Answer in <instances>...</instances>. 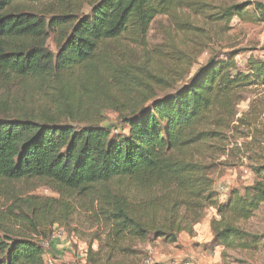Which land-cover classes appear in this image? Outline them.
<instances>
[{
    "label": "trees",
    "instance_id": "trees-1",
    "mask_svg": "<svg viewBox=\"0 0 264 264\" xmlns=\"http://www.w3.org/2000/svg\"><path fill=\"white\" fill-rule=\"evenodd\" d=\"M84 3L0 0V182L45 180L58 194L90 198L105 226L107 261L135 241L193 236L207 209L216 213L213 248H264V233L241 227L264 205V167L220 203L207 162L224 154L242 93L264 87V61L249 58L240 69L239 53L210 56L181 87L158 95L173 86L148 72L150 60L137 67L125 51L143 48L155 19L168 17L163 54L182 63L176 41L210 27L225 31L235 17L264 22V4L92 0L82 13ZM105 111L118 115L121 129L102 124ZM35 211L34 219L53 223L70 215L67 205ZM88 253L89 263L102 264L98 252ZM0 264H44V249L29 237L0 235Z\"/></svg>",
    "mask_w": 264,
    "mask_h": 264
},
{
    "label": "rangeland",
    "instance_id": "rangeland-1",
    "mask_svg": "<svg viewBox=\"0 0 264 264\" xmlns=\"http://www.w3.org/2000/svg\"><path fill=\"white\" fill-rule=\"evenodd\" d=\"M92 0H84L82 13H87ZM219 4L259 2L264 0H215ZM252 15V14H249ZM198 27L207 30L205 20L195 19ZM223 27V26H222ZM210 27L201 37L189 36L179 46L186 60L170 61L167 53L171 26L168 17H157L143 48L121 43L127 47L126 53L137 67L149 64L148 72L155 79L168 82L173 87H159L158 95L170 93L187 82L203 66L210 56L224 58L225 54L239 53L235 58L237 66L244 69L247 59L264 61V22L235 17L228 29ZM47 47L52 52L55 46L51 38ZM170 43V45H172ZM174 56V55H172ZM182 58V56H180ZM179 57V58H180ZM153 59V60H152ZM171 62V63H170ZM161 63V64H160ZM159 84V83H158ZM242 101L237 106L234 118L236 129L227 134L223 155H213L209 162L213 169L210 177L214 188L226 187V199L231 190L242 192L244 187L253 184L255 170L264 167V87H250L242 93ZM102 124L121 129L118 115L113 111L103 113ZM241 123H236L238 119ZM225 197L218 200L225 202ZM39 204L58 209L69 207L68 219L59 222L34 219L35 207ZM59 215V214H58ZM216 217L215 210L207 209L203 220L194 227L193 236L182 233L174 244L161 239L155 241H135L128 244L125 252H113L107 261L108 253L100 246L104 239L105 226L101 224L98 210L90 198L77 193L63 191L58 194L49 183L39 179H23L0 182V235L29 237L40 243L45 250L46 260L52 264H92L88 262L89 249L99 253L102 264H264V248L243 250L240 248L212 247L210 220ZM61 219V220H60ZM241 227L252 234L264 233V205L255 216ZM82 253L85 254L83 257Z\"/></svg>",
    "mask_w": 264,
    "mask_h": 264
},
{
    "label": "built area",
    "instance_id": "built-area-1",
    "mask_svg": "<svg viewBox=\"0 0 264 264\" xmlns=\"http://www.w3.org/2000/svg\"><path fill=\"white\" fill-rule=\"evenodd\" d=\"M217 192V191H216ZM218 200H222V198L223 197H225V199L224 200H227L226 199V187H223V188H218ZM82 255H83V257H85V254L84 253H82ZM46 255H45V250H44V264H52V261H50V260H46V257H45Z\"/></svg>",
    "mask_w": 264,
    "mask_h": 264
},
{
    "label": "crops",
    "instance_id": "crops-1",
    "mask_svg": "<svg viewBox=\"0 0 264 264\" xmlns=\"http://www.w3.org/2000/svg\"><path fill=\"white\" fill-rule=\"evenodd\" d=\"M203 220V219H202Z\"/></svg>",
    "mask_w": 264,
    "mask_h": 264
}]
</instances>
